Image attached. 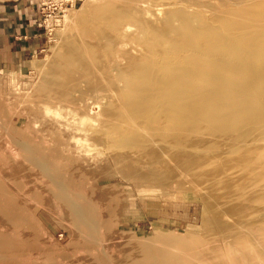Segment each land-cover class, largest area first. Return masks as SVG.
<instances>
[{
	"label": "rangeland",
	"instance_id": "1",
	"mask_svg": "<svg viewBox=\"0 0 264 264\" xmlns=\"http://www.w3.org/2000/svg\"><path fill=\"white\" fill-rule=\"evenodd\" d=\"M130 1L151 23L162 22L177 9L186 10L197 23L203 17L214 22L216 14H224L235 0ZM38 2L37 25L44 30L45 48L27 58L19 69L0 71V241L4 243L0 245V264H134L142 259L137 254L142 247L167 248L176 257L216 247L219 243L193 245L209 230H218L205 190L189 184L179 187L175 182L167 186L162 180H125L129 168L122 165L121 154L135 156L130 161L132 167L144 169L151 168L158 155L145 151L139 158L131 149L118 150L117 134L101 114L111 103L107 97L116 93L94 87L105 86L110 77L126 87L127 82L118 78L113 67V57L118 61L122 55H107L108 61L103 57L99 65L106 71L98 77L102 81L79 80L76 88L67 91L81 74L64 75V52L75 44L83 46L86 25L83 23V28L80 23L85 14H93L95 8L114 0ZM172 17L173 25L179 26L178 18ZM227 19L243 21L240 15ZM125 26L118 36L120 49L138 54L144 49L148 28L134 21ZM99 65L91 71H99ZM133 122L112 123L126 127ZM247 128L246 124L232 127L229 136L233 139ZM142 131L147 132L144 138L151 137L150 131ZM161 156L163 160L164 153ZM165 156L167 161L171 155ZM252 210L246 209V220L264 217L262 211ZM223 216L228 225L240 221L232 215ZM241 230L250 241L260 242L256 248L259 258L251 259L232 249L228 253L213 251L212 261L200 258L185 262L264 264V234L247 232L246 227Z\"/></svg>",
	"mask_w": 264,
	"mask_h": 264
},
{
	"label": "bare ground",
	"instance_id": "2",
	"mask_svg": "<svg viewBox=\"0 0 264 264\" xmlns=\"http://www.w3.org/2000/svg\"><path fill=\"white\" fill-rule=\"evenodd\" d=\"M127 1L114 0L95 8L93 14H85L80 23L86 25L83 46L76 47L73 41L75 46L63 55L64 75H81L65 91L76 88L79 80L97 82L106 71L99 65L103 57L121 54L118 61L113 57V67L127 85L119 86L115 77L105 86L95 85L97 91L116 93L107 97L111 103L101 114L117 134L118 150L131 149L137 156L145 151L158 155L151 168L144 169L132 167L130 161L135 156L121 154L122 165L129 168L125 180H162L167 186L175 182L179 187L189 184L205 190L218 230H209L193 245L219 243L181 257L167 248L142 247L137 254L143 260L133 259L134 264H186L187 259L200 258L212 261L213 251L228 253L232 249L236 254L259 258L256 248L260 242L250 241L241 229L264 234V217L245 219L246 209L264 213V0H235L224 14H216L214 22L200 17L197 23L183 9L174 10L160 23H151ZM173 14L179 26L173 25ZM233 15H240L243 21L227 19ZM133 21L148 28L144 49L138 54L121 50L118 39L121 29ZM97 65L99 71L92 72ZM114 120L134 122L121 127L112 123ZM243 124L248 128L231 139V128ZM141 130L150 131L151 137L144 138L147 132L143 137ZM158 151L164 153L163 160ZM165 155L171 158L164 161ZM226 214L240 221L228 225L223 220ZM0 245L4 243L0 241Z\"/></svg>",
	"mask_w": 264,
	"mask_h": 264
},
{
	"label": "crops",
	"instance_id": "3",
	"mask_svg": "<svg viewBox=\"0 0 264 264\" xmlns=\"http://www.w3.org/2000/svg\"><path fill=\"white\" fill-rule=\"evenodd\" d=\"M38 0H0V71L19 69L45 48Z\"/></svg>",
	"mask_w": 264,
	"mask_h": 264
}]
</instances>
